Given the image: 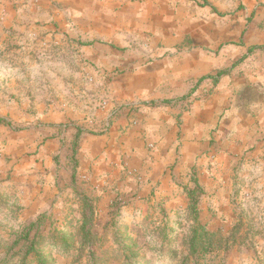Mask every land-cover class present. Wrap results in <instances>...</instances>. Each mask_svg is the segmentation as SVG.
Returning a JSON list of instances; mask_svg holds the SVG:
<instances>
[{
    "label": "rangeland",
    "instance_id": "rangeland-1",
    "mask_svg": "<svg viewBox=\"0 0 264 264\" xmlns=\"http://www.w3.org/2000/svg\"><path fill=\"white\" fill-rule=\"evenodd\" d=\"M61 13L59 0H0V263L19 264L11 259L12 242L41 215L47 230L71 219L76 226L77 191L94 199L96 234L106 224L138 233L136 264H180L183 238L194 224L187 192L197 180L200 223L223 236L239 225L243 239L208 256V263L264 264V152L231 155L220 167L175 162L155 172L89 149L87 134L102 137L110 118L95 123L102 89L90 86L80 41L57 23ZM159 226L172 231L177 259L160 247ZM107 239L111 256L104 264H121L112 251L118 245ZM54 252L56 264H91L87 253L77 259Z\"/></svg>",
    "mask_w": 264,
    "mask_h": 264
},
{
    "label": "crops",
    "instance_id": "crops-1",
    "mask_svg": "<svg viewBox=\"0 0 264 264\" xmlns=\"http://www.w3.org/2000/svg\"><path fill=\"white\" fill-rule=\"evenodd\" d=\"M59 1L110 118L89 149L155 172L264 152V0Z\"/></svg>",
    "mask_w": 264,
    "mask_h": 264
},
{
    "label": "trees",
    "instance_id": "trees-1",
    "mask_svg": "<svg viewBox=\"0 0 264 264\" xmlns=\"http://www.w3.org/2000/svg\"><path fill=\"white\" fill-rule=\"evenodd\" d=\"M77 137L78 134L75 138ZM75 177V172H73L72 181L75 180ZM80 182L83 183V181ZM194 182L195 188L187 192L194 224L191 226L187 237L183 238L185 252L180 264H209L208 256L240 245L243 243V239L239 234V225L235 226L228 236H223L220 231H209L200 223L196 209L200 194L196 191H200L201 188H199L197 180ZM75 193L78 199L77 211L80 213L78 224L72 226L73 220L71 219L65 228L50 226L47 230L45 216L37 217L24 226L12 242L13 254L11 259H19V264H56V259L51 256L52 251H55L54 253L57 255L62 254L77 259H81L87 253L91 264H104L105 260L111 256L109 252L111 247H105V243L108 241L107 237L111 235L118 245L117 250L112 249V251H117L114 258L118 259L121 264H136L138 262L137 253L140 248L138 233L135 236L126 234L125 231L119 233L122 224L110 231V226L106 224L102 228V234H96L94 232L96 226L94 199L83 192L75 191ZM154 233L161 244L160 247L177 259V251L170 248V244L175 240L172 231L167 226H159ZM0 264H9V261L4 258Z\"/></svg>",
    "mask_w": 264,
    "mask_h": 264
}]
</instances>
